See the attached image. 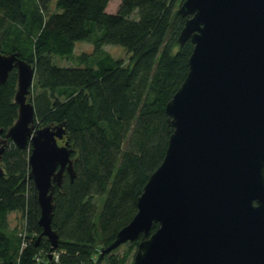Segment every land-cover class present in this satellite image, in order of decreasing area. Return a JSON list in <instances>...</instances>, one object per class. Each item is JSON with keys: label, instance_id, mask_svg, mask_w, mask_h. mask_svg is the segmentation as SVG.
<instances>
[{"label": "trees", "instance_id": "1", "mask_svg": "<svg viewBox=\"0 0 264 264\" xmlns=\"http://www.w3.org/2000/svg\"><path fill=\"white\" fill-rule=\"evenodd\" d=\"M52 1L0 0V47L35 68L28 98L34 126H63L74 177L65 172L54 186L51 227L58 244L52 248L40 237L30 147L7 141L0 160V264H132L138 240L126 242L122 253L120 245L101 251L135 215L137 198L166 151L165 105L186 76L193 48L189 39L177 42L186 20L177 12L183 0H120L115 12L106 10L109 0H54L56 10L46 16ZM78 41L92 44L91 53L79 56L84 66L53 62L54 55L72 56ZM106 44L122 46L127 63L105 52ZM16 88L13 68L0 82L4 131L17 118ZM10 212L23 216L20 242L8 231Z\"/></svg>", "mask_w": 264, "mask_h": 264}, {"label": "water", "instance_id": "2", "mask_svg": "<svg viewBox=\"0 0 264 264\" xmlns=\"http://www.w3.org/2000/svg\"><path fill=\"white\" fill-rule=\"evenodd\" d=\"M177 12L186 17L177 42L193 48L165 105L166 151L101 254L138 240L132 264H264V0H183ZM13 68L18 114L0 128V160L8 140L30 147L40 237L53 248L54 186L74 177L72 149L62 125L35 128V68L0 47V82Z\"/></svg>", "mask_w": 264, "mask_h": 264}, {"label": "rangeland", "instance_id": "3", "mask_svg": "<svg viewBox=\"0 0 264 264\" xmlns=\"http://www.w3.org/2000/svg\"><path fill=\"white\" fill-rule=\"evenodd\" d=\"M120 0H109L106 10L107 12H115L117 10V7L119 5ZM55 4L54 0L50 2L46 9L43 10L44 14L47 16L51 12L55 11ZM5 26L1 25L0 23V36L3 33V29ZM103 50L109 54H111L114 58H122L125 63H127V60L129 58V53L120 45H114V44H106L103 46ZM92 52V44L87 41H78L75 43V47L73 50V55L70 57H60L58 55H54L53 62L58 66H84V62L79 61V56L82 53H91ZM34 84V81H33ZM30 91H32V86ZM32 95V92L28 95V98H30ZM58 143L61 145V140L58 141ZM98 200V199H97ZM7 221H8V231L18 239L20 242V239H22V232L24 227V219L23 216L18 212H10L7 215ZM19 245V244H18ZM20 247V246H19ZM127 247V243L120 245V247L117 249L120 253H122ZM135 252V249L133 250L132 254H130L128 258V262H131L133 259V253ZM101 264H107L105 262V259L101 262Z\"/></svg>", "mask_w": 264, "mask_h": 264}]
</instances>
